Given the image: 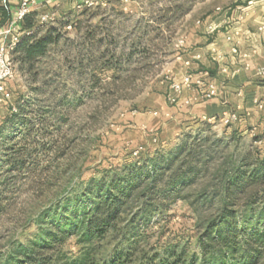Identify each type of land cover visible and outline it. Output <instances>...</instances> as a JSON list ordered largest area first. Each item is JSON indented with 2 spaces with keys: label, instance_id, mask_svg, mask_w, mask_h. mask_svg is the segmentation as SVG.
<instances>
[{
  "label": "rangeland",
  "instance_id": "rangeland-1",
  "mask_svg": "<svg viewBox=\"0 0 264 264\" xmlns=\"http://www.w3.org/2000/svg\"><path fill=\"white\" fill-rule=\"evenodd\" d=\"M224 1L113 0L50 14L36 21L35 32L22 36L20 44L27 45L9 54L14 77L6 84L11 99L0 102V120L11 111L20 113L30 125L20 129L17 144L35 150L20 171L0 169V264L10 250L28 243L38 213L71 186L183 144L208 152L194 182L147 218L136 219L134 231L128 230L134 214L123 215L95 260L137 242L146 252L195 249L205 222L222 205L224 177L249 152L264 158V137L241 131L233 121L220 122L221 115L161 118L163 97L173 84L171 68L190 22L185 16ZM44 40L49 42L42 56L23 60L26 47ZM64 254L55 264H85L74 238ZM257 264H264V257Z\"/></svg>",
  "mask_w": 264,
  "mask_h": 264
},
{
  "label": "trees",
  "instance_id": "trees-1",
  "mask_svg": "<svg viewBox=\"0 0 264 264\" xmlns=\"http://www.w3.org/2000/svg\"><path fill=\"white\" fill-rule=\"evenodd\" d=\"M20 26L21 36L10 52L27 45L26 41L20 44L21 38L37 30L36 15L29 13ZM48 42L26 47L23 60L31 62L42 56ZM28 125L20 113L12 111L0 120V169L18 172L33 155L35 147L28 150L26 143L17 144L20 129ZM207 153L204 147L183 144L71 186L38 213L28 243L10 250L2 264L63 262L71 238L80 247L79 261L85 264H257L264 257V158L252 152L224 177L222 205L205 222L192 252L185 246L146 252L137 242L129 249L116 250L109 259L95 260L102 241L118 232L117 222L123 215L134 214L128 230H136V219L147 218L153 208L164 207L194 182ZM2 193L0 189V198Z\"/></svg>",
  "mask_w": 264,
  "mask_h": 264
},
{
  "label": "crops",
  "instance_id": "crops-1",
  "mask_svg": "<svg viewBox=\"0 0 264 264\" xmlns=\"http://www.w3.org/2000/svg\"><path fill=\"white\" fill-rule=\"evenodd\" d=\"M112 1L34 0L30 13L38 21L44 15ZM17 5L12 3L9 11L0 6V34L15 16ZM187 21L179 56L171 68V81L181 84L188 77L191 85L174 95L177 102L170 104L168 96H173V91L168 84L161 118L175 122L234 114L232 123L241 131L254 130L264 137V0H225L200 14L191 11L184 18ZM210 90L214 94L206 98Z\"/></svg>",
  "mask_w": 264,
  "mask_h": 264
},
{
  "label": "built area",
  "instance_id": "built-area-1",
  "mask_svg": "<svg viewBox=\"0 0 264 264\" xmlns=\"http://www.w3.org/2000/svg\"><path fill=\"white\" fill-rule=\"evenodd\" d=\"M17 2V11L14 17L10 19L7 29L0 34V102H8L11 99L10 93L6 89V84L14 77V68L9 59L10 50L18 43L21 36V23L25 16L30 13L31 7L35 4L34 0H0V6L9 11L12 3ZM47 19V15L39 17V22ZM199 85V82L197 83ZM191 80L186 77L181 84H171L170 88L173 91V96H168L170 104H175L177 99L174 95H178L184 86H190ZM214 92L210 90L204 96L212 97ZM220 122L228 124L235 121L234 114L223 113L218 117Z\"/></svg>",
  "mask_w": 264,
  "mask_h": 264
}]
</instances>
